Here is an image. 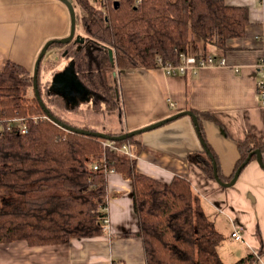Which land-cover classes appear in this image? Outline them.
<instances>
[{"label":"trees","instance_id":"obj_1","mask_svg":"<svg viewBox=\"0 0 264 264\" xmlns=\"http://www.w3.org/2000/svg\"><path fill=\"white\" fill-rule=\"evenodd\" d=\"M71 2L74 9L77 6L82 11L81 15L75 13L84 41L53 43L49 48L60 47L58 54L68 59L89 96L74 102L51 92L50 84L41 82L45 57L39 64L37 90L51 117L60 123L109 136L121 135L104 126L108 116L122 117L119 85L113 73L157 69L161 64L178 66L179 53H185L189 46L192 50L202 46L205 52L211 46L224 52L227 41L242 38L249 24L247 9L229 6L225 0H141L139 4L136 0H112L104 9L97 0ZM32 85V72L13 62L5 63L0 70V118L44 115ZM201 131L198 124L202 150L195 155L196 164L214 179L208 150L218 179L229 182L233 175L225 178L221 174ZM104 141L47 120L35 123L27 119L25 134L2 132L0 243L64 245L71 239L104 234L108 178L102 170L92 169L95 160L104 158L108 168L130 181L138 221L136 231L117 237L141 239L145 264H225L217 252L223 238L188 180L174 176L163 182L146 176L137 171L135 159L102 146ZM125 141L136 143L131 137L114 144ZM237 147L239 159L233 174L255 159L252 155L245 164L255 150L260 151L264 164V138L247 136ZM263 252L249 253L231 264H260Z\"/></svg>","mask_w":264,"mask_h":264},{"label":"crops","instance_id":"obj_2","mask_svg":"<svg viewBox=\"0 0 264 264\" xmlns=\"http://www.w3.org/2000/svg\"><path fill=\"white\" fill-rule=\"evenodd\" d=\"M263 2L225 0L229 6L247 9L245 35L228 40L224 52L199 47L206 55L224 56L228 66L171 76L160 68L117 72L122 117L108 116L104 124L117 121L116 129L105 127L127 134L183 111L194 112L221 174L231 177L239 159L237 144L247 136L264 138V107L256 89L261 77L256 64L264 48ZM69 26L68 11L57 0H0V70L10 61L32 72L42 46L68 36ZM135 141L138 172L163 182L174 176L188 180L193 191L214 208L206 216L215 229L218 218H225L231 228L228 238L236 245L229 259L219 250L222 243L218 245V257L225 264L264 251V170L256 159L240 171L234 185L220 186L196 164L202 146L187 115L138 134ZM107 213V227L99 236L71 239L64 245L0 243V264H145L141 239L117 237L136 231L138 221L130 181L116 173L107 181ZM236 230L239 240L231 236ZM259 263L264 264V252Z\"/></svg>","mask_w":264,"mask_h":264},{"label":"water","instance_id":"obj_3","mask_svg":"<svg viewBox=\"0 0 264 264\" xmlns=\"http://www.w3.org/2000/svg\"><path fill=\"white\" fill-rule=\"evenodd\" d=\"M59 2H61L65 7L66 10L68 11L69 14V21H70V28H69V34L68 36H66L65 38L62 39H55V40H49L47 41L41 48L35 62L33 65V69H32V82H33V92L34 95L37 99V102L39 104V106L42 108L44 114L55 124L59 125L60 127L71 131V132H76V133H80L83 135H92L94 137L97 138H102L105 140H109V141H124L127 140L131 137L137 136L138 134H141L143 132L146 131H150V130H155V128H158L162 125H164L165 123L169 121H172L176 118H178L179 116L182 115H187L192 119V122L195 126V130L196 132L198 131V124H197V118L196 116L191 112V111H183L180 112L178 114H175L173 116H170L164 120H160L158 122H154L151 125L145 126L143 128L140 129H136V130H132L130 132L123 133L119 136H109L106 135L102 132H89L86 130H81V129H76L72 126H68L65 124L60 123L58 120H56V118L51 117L49 111L47 110V108H45L38 90H37V74H38V69H39V64L41 62V60L43 59V57L46 55L48 48L53 44V43H58V44H67L70 42H75V43H82L84 41L83 37L81 38V36L78 34L76 35V13H75V9L74 6L72 4V2L70 0H57ZM114 5H117V2L114 3ZM112 50L108 51V55H109V59L111 62H113V53L111 52ZM116 73H113V76H115ZM51 85L49 86V90L53 93L58 94V95H62V96H69L71 94V87H75L83 92L86 93L85 87L81 84V82L78 80V78L76 77L75 73L73 72V67L71 64H69L63 71L55 73L51 79ZM198 134V132H197ZM206 154L208 155V157L212 160V166H213V176H214V180L222 187H229L235 184V182L237 181V178L239 176V173L241 170H237L236 172H234L231 180L229 182H221L218 179L217 176V172H216V164L213 160V156L211 155V153L208 150H205ZM252 155H255V159L257 161V163L261 166V168L264 170V164L262 162L261 157V153L259 150H255L253 152H251L247 159L245 160V164L250 160V158L252 157Z\"/></svg>","mask_w":264,"mask_h":264},{"label":"built area","instance_id":"obj_4","mask_svg":"<svg viewBox=\"0 0 264 264\" xmlns=\"http://www.w3.org/2000/svg\"><path fill=\"white\" fill-rule=\"evenodd\" d=\"M112 0H97V4L100 8L104 9L109 2ZM141 0H136V4H139ZM264 1V0H263ZM264 9V2H263ZM180 65L172 66L170 64H161L160 69L167 75L184 74L185 71L190 70L192 74H195L198 70L213 67V66H228V62L224 56H212L206 55L204 52H199L197 55H188L184 52L179 53ZM256 70L260 73L261 77L256 81L257 95L260 100L261 106L264 107V48L259 56L258 62L256 64ZM30 121L37 122L42 120L51 121L45 114L42 116H31L27 118ZM27 119L23 117H8L0 118V134L2 132L19 133L25 134L27 132ZM52 122V121H51ZM102 146H106L113 151H117L124 155L127 159L133 160L136 158L135 145L132 142L125 141L119 146L114 144V141L106 140L102 142ZM92 169L94 171L102 170L104 174L109 178L111 175L115 174L112 168H108L104 158L100 160L97 159L92 163ZM108 221H105V224ZM232 238L235 240L241 239L239 232L236 230L231 234Z\"/></svg>","mask_w":264,"mask_h":264},{"label":"rangeland","instance_id":"obj_5","mask_svg":"<svg viewBox=\"0 0 264 264\" xmlns=\"http://www.w3.org/2000/svg\"><path fill=\"white\" fill-rule=\"evenodd\" d=\"M75 10L77 11L78 15L82 14L80 7L76 6ZM69 28H70V26H69ZM75 32H76V35L82 33V30H81V27L79 26V24L76 26ZM65 37H63V38H65ZM189 48H190V46L186 49V53L188 55H197L199 52H201V49H199V48L198 49L195 48L196 49L195 51L194 50L192 51ZM48 49L49 50H48L47 54L44 56L46 59H44V63H43L44 69H43V71H41V82L46 81L50 84L52 75L55 72L63 70V68L68 65V59L62 58L60 56V54H58L60 51V47L55 46V47H51ZM47 56H49V57H47ZM31 93L32 92H30V94ZM109 118H111V117L109 116ZM116 125H117V121H111L109 124H104V126L113 128L114 130L116 129ZM134 137L136 138V136H134ZM200 202H202V207H203L205 214H209L211 212L212 213L214 212V208L212 206H210V204H208V202L206 200L201 198ZM212 208H213V211L211 210ZM218 217H220V215H218ZM105 227H107V223H106ZM216 227H217V229H219V230H217V229L216 230L221 234V236L223 238V242H221L222 245L220 246L219 250L222 252L224 257L229 259L228 254L229 253H235L234 248L236 246L234 241H232L231 239L228 238L229 233L231 231L230 225L228 223H226L225 218L223 216H221V219L218 218V220H217Z\"/></svg>","mask_w":264,"mask_h":264},{"label":"flooded vegetation","instance_id":"obj_6","mask_svg":"<svg viewBox=\"0 0 264 264\" xmlns=\"http://www.w3.org/2000/svg\"><path fill=\"white\" fill-rule=\"evenodd\" d=\"M81 38H82V36H81ZM83 43V42H82ZM68 66V65H67ZM66 66V67H67ZM66 67H64L63 68V70L66 68ZM63 70H61V71H63ZM61 71H58V72H61ZM58 72H56V73H58ZM54 75V74H53ZM53 75H52V77H53ZM52 79V78H51ZM50 83H51V81H50ZM51 85V84H50ZM49 85V86H50ZM70 90H71V94L69 95V96H64L67 100H71V101H74V102H81V101H83L86 97H88L89 95L87 94V93H85V92H83V91H81V90H79V89H77V88H75V87H71L70 88Z\"/></svg>","mask_w":264,"mask_h":264}]
</instances>
